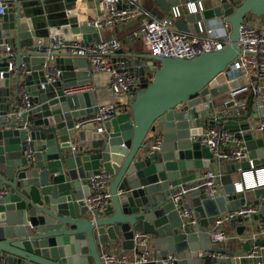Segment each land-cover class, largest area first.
Masks as SVG:
<instances>
[{
  "label": "water",
  "instance_id": "obj_1",
  "mask_svg": "<svg viewBox=\"0 0 264 264\" xmlns=\"http://www.w3.org/2000/svg\"><path fill=\"white\" fill-rule=\"evenodd\" d=\"M187 1L157 0L165 11ZM26 2L9 0L0 14V43L15 50L13 70L8 56L0 55V262L102 264L103 245H118V254H139L135 233L141 232L147 235L148 259L137 264H165L168 254L174 255L171 264H264V245L258 241L261 248L248 257L252 242L230 250L214 244L208 228L227 211L257 206L264 194V186L248 187L244 178L238 182L232 176L250 167L249 159L254 165L264 161V127H258L260 119L264 123V96L257 103L249 95L240 115L231 102L221 109L202 103L208 91L215 97L238 85L234 77L240 70H229L228 64L240 52L239 28L245 20L264 19V0H221L176 18L174 25L183 33L198 31L204 20L222 18L229 24L225 45L189 58L143 53L151 60L150 80L130 90L128 110L104 122L103 131L93 122L73 128L99 105L94 90L64 91L91 81L87 58L51 46L48 27L53 25L36 24L23 11ZM63 15L69 17L63 24L72 39L100 41L87 20L71 12ZM208 110L244 143L248 159L224 165L217 178L221 193H186L185 215L183 204L171 198L173 187L216 162L199 140L215 121ZM156 134L161 140L151 149ZM99 171L109 175L110 204L93 216L84 197L91 175ZM254 213L264 218V204ZM242 219L234 216L228 222L236 226Z\"/></svg>",
  "mask_w": 264,
  "mask_h": 264
},
{
  "label": "built area",
  "instance_id": "obj_2",
  "mask_svg": "<svg viewBox=\"0 0 264 264\" xmlns=\"http://www.w3.org/2000/svg\"><path fill=\"white\" fill-rule=\"evenodd\" d=\"M9 0H0V14L4 13V3ZM221 1V0H217ZM182 5V6H181ZM171 6L165 16H156L147 11L141 4L140 0H101V14L88 17L87 23L92 24L99 31L101 28L115 25L119 22H126L136 16H141L139 27L132 32V35L141 38L142 44L149 54L163 57L189 58L202 51H210L221 49L227 40L229 31L228 22L224 21L222 33H217L213 28L198 23V31L194 33H183L179 31L174 20L180 17L186 11L196 12L204 7L201 0H189L185 3ZM48 37L52 39L51 46L64 47L63 50L73 55L85 56L89 64L86 74L91 72H104L108 74L106 88L113 96L119 100L126 101L129 98L128 93L132 88H139L138 70H126L122 67H116L110 61L109 55L114 54L120 48V40L115 37L106 38L99 42H86L83 39H72L67 34L64 25H54L48 29ZM237 44L240 52L236 58L228 64L229 70L239 69L240 74L234 78L238 80L237 86H231L224 93L226 98L217 109L224 108L231 102V109L236 114H243L247 104V96H253V101L259 102L264 96V29L260 26L251 25L248 20L242 22L239 28ZM3 53L8 56L9 69L14 67V53L12 46L0 43ZM78 67V66H77ZM74 67V71H78L79 67ZM59 71L56 72V74ZM232 79H226L227 83ZM93 86L90 82L77 83L64 88L66 94L78 93L92 90ZM211 87H208L210 90ZM23 105H27V94L22 92ZM213 96L208 91L203 95V104L207 106L213 103ZM214 104V103H213ZM264 105V103H260ZM118 113L117 103L109 101L98 105L97 110L81 116L74 122L73 128L78 129L82 124L93 122L98 131H103V123L113 118ZM208 114L212 118H216L213 111L208 110ZM259 129L264 127L261 123ZM161 140V136L156 134L150 143V148L157 147ZM199 140L206 145L213 153L215 164L211 168L206 169L195 179L180 183L173 187L171 198L175 203L183 204V214L189 213L186 205L185 194L192 190L201 189L208 196L213 197L218 193L217 178L220 175L218 167V159L228 162H240L248 159V150L244 143L236 138L233 133L229 132L222 124L215 121L202 130ZM74 148V145H71ZM250 168L254 165L249 159ZM262 169V168H260ZM257 169V170H260ZM264 169V168H263ZM245 173V171H244ZM264 177V173H263ZM109 175L105 171H99L90 177V191L84 197V200L93 216L103 214L110 204V191L108 187ZM264 186V178L257 181L252 187ZM251 187V186H250ZM0 193L2 190L0 189ZM262 204H264V194L261 196ZM257 210L256 205L250 204L240 206L237 209L227 211L215 218L216 227L209 230V238L214 243L222 242L226 238V232L219 228L222 224L234 216L249 217ZM264 227V222L260 223ZM135 238L140 247V253L128 256L126 254H118L114 251L101 248L99 252L102 264H137L145 262L148 259L147 235L145 233H135ZM248 240L253 243L252 248L247 252L248 257L255 255L261 245L256 244V237L250 236ZM174 258L173 254H168L164 260L165 264H171ZM0 264H2L0 262Z\"/></svg>",
  "mask_w": 264,
  "mask_h": 264
},
{
  "label": "crops",
  "instance_id": "obj_3",
  "mask_svg": "<svg viewBox=\"0 0 264 264\" xmlns=\"http://www.w3.org/2000/svg\"><path fill=\"white\" fill-rule=\"evenodd\" d=\"M27 1L25 3L23 11L39 24L44 22L47 25H64V20L69 17H65L63 14L65 12H71L78 20H87L88 17L96 16L101 14L100 10L101 0H23ZM142 6L152 14L156 16H165L167 12L159 5L157 0H140ZM203 7H210L217 4V0H201ZM181 5V4H180ZM182 6V5H181ZM141 16H136L126 22H119L112 26H107L101 28L98 31L100 40L106 38L115 37L120 40V49L121 51L115 52L112 55H109L110 61L116 67H122L126 70L133 69V67L138 70V85L141 86L145 81L150 80L151 78V60L148 58L142 57L143 53H148L145 50L141 38L132 35V32L139 27ZM62 21V22H61ZM251 22H256L257 26L261 29H264V19L261 17L260 21L254 20ZM67 23V22H64ZM224 20L222 18L214 17L209 20H204L201 24L207 25L213 28L217 33H222L223 31ZM51 27V26H49ZM48 27V28H49ZM70 29L67 31V34L70 35ZM37 40V39H36ZM92 42H96L93 40ZM3 54V50L0 48V55ZM77 67V66H76ZM78 68V67H77ZM141 68H144V71H141ZM91 81L90 84L93 86V89L96 92L97 102L99 104L106 103L109 101H114L117 104H125L126 101L123 99L119 100L111 94L110 91L106 88V82L108 79V74L104 72H91ZM247 96V101L248 97ZM220 106V105H219ZM218 107V106H216ZM121 112V111H118ZM263 123V120L258 121V125ZM229 163L228 161H222L218 163L220 172H225L224 165ZM215 164V163H214ZM254 165V164H253ZM262 168V169H260ZM264 161L259 162V164L254 165L252 168L248 167L245 169H240L236 174H232L234 179L238 182L241 178L246 180L248 187H252L257 181L262 180L264 173ZM208 168H203L199 171L200 175L203 171ZM260 169V170H257ZM245 171V173H244ZM197 175V176H198ZM236 176V178H235ZM218 192H222L221 185L218 184ZM240 190V189H238ZM262 204L261 198L259 203L256 206L257 210L260 209ZM264 222V218L260 214L253 213L249 217H245L240 221L236 222V226H233L230 222H226L219 226L226 232V238L222 242L214 243L221 247L229 248L230 250H239L243 243L248 240V237L255 236L256 240L263 246L264 241V227L260 223ZM215 223L209 224L208 228L212 229L216 227ZM242 226V227H240ZM236 227H240L238 230ZM102 248L119 252L120 247L118 245H103ZM128 256H133L132 251H127L125 253ZM90 262V261H89ZM237 264V263H235Z\"/></svg>",
  "mask_w": 264,
  "mask_h": 264
},
{
  "label": "rangeland",
  "instance_id": "obj_4",
  "mask_svg": "<svg viewBox=\"0 0 264 264\" xmlns=\"http://www.w3.org/2000/svg\"><path fill=\"white\" fill-rule=\"evenodd\" d=\"M249 22L251 23V25L257 27V23L256 22H251V21H249ZM226 96H227L226 94H218L217 96H215L213 98L214 105L215 106L221 105L223 100L226 98Z\"/></svg>",
  "mask_w": 264,
  "mask_h": 264
},
{
  "label": "trees",
  "instance_id": "obj_5",
  "mask_svg": "<svg viewBox=\"0 0 264 264\" xmlns=\"http://www.w3.org/2000/svg\"><path fill=\"white\" fill-rule=\"evenodd\" d=\"M148 81H145V83H147ZM117 107H118V111H126V110H128V104L127 103H125V104H117Z\"/></svg>",
  "mask_w": 264,
  "mask_h": 264
}]
</instances>
